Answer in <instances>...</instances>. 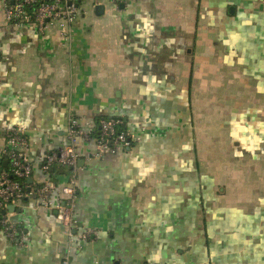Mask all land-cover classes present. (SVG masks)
Listing matches in <instances>:
<instances>
[{
	"label": "crops",
	"instance_id": "1",
	"mask_svg": "<svg viewBox=\"0 0 264 264\" xmlns=\"http://www.w3.org/2000/svg\"><path fill=\"white\" fill-rule=\"evenodd\" d=\"M99 4L65 36L7 21L0 0V148L22 128L32 185L74 174L75 233L98 231L71 241L27 197L8 210L24 243L0 225V264H264V0ZM73 115L122 118L140 140L99 154L80 139L76 168L47 175Z\"/></svg>",
	"mask_w": 264,
	"mask_h": 264
},
{
	"label": "built area",
	"instance_id": "2",
	"mask_svg": "<svg viewBox=\"0 0 264 264\" xmlns=\"http://www.w3.org/2000/svg\"><path fill=\"white\" fill-rule=\"evenodd\" d=\"M93 1L94 4L101 2ZM82 3L83 0H5V18L16 24L34 23L43 32L48 28H57L61 34L69 36L82 13ZM80 139L95 141L100 154L109 150L129 149L140 140V136L131 134L123 127V120L119 117L83 119L73 115L69 117L65 145L42 158V171L50 175L52 168H76L79 160L76 144ZM27 150L28 139L24 130L15 125L10 126L0 148L1 160H7L9 165L8 169L0 168V225L7 238L23 244L25 232L10 219L8 210L5 213L2 210L12 204L17 206L25 198L34 195L43 205L56 209L57 218L64 224L71 241L75 237L84 240L95 238L98 231L93 228L75 233L78 220L74 213L77 198L74 174L69 175L64 184H56L51 179L38 186L21 182L33 173V162ZM54 193L59 195L58 199L54 198ZM63 264H72L69 255L64 258Z\"/></svg>",
	"mask_w": 264,
	"mask_h": 264
},
{
	"label": "water",
	"instance_id": "3",
	"mask_svg": "<svg viewBox=\"0 0 264 264\" xmlns=\"http://www.w3.org/2000/svg\"><path fill=\"white\" fill-rule=\"evenodd\" d=\"M104 10H105V6L103 4H98L96 6V12H97V14H102L104 12ZM0 161H1V159H0ZM3 163H4V165H6L7 164V161L5 160ZM51 170L53 171L54 168H52ZM61 170H63V169H61ZM15 209H16V205L12 204V205H9L7 207V209H3L2 212L5 213L6 210L14 211Z\"/></svg>",
	"mask_w": 264,
	"mask_h": 264
},
{
	"label": "trees",
	"instance_id": "4",
	"mask_svg": "<svg viewBox=\"0 0 264 264\" xmlns=\"http://www.w3.org/2000/svg\"><path fill=\"white\" fill-rule=\"evenodd\" d=\"M123 127L126 128V123L123 121ZM4 161H1L0 162V168H5V169H8L9 168V165H8V162L6 165H4L3 163ZM21 182H23L24 185H32V176L29 177V178H26V179H22ZM38 186V185H37Z\"/></svg>",
	"mask_w": 264,
	"mask_h": 264
}]
</instances>
